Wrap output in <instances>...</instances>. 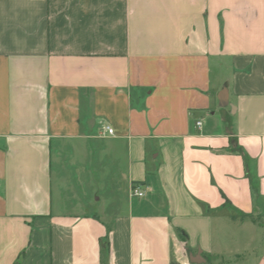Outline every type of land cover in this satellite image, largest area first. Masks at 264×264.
I'll use <instances>...</instances> for the list:
<instances>
[{"label": "crops", "instance_id": "1", "mask_svg": "<svg viewBox=\"0 0 264 264\" xmlns=\"http://www.w3.org/2000/svg\"><path fill=\"white\" fill-rule=\"evenodd\" d=\"M0 264H264V0H0Z\"/></svg>", "mask_w": 264, "mask_h": 264}, {"label": "built area", "instance_id": "2", "mask_svg": "<svg viewBox=\"0 0 264 264\" xmlns=\"http://www.w3.org/2000/svg\"><path fill=\"white\" fill-rule=\"evenodd\" d=\"M200 125V121H196V126ZM101 131L103 134H112L113 133V129L109 126V125H103L101 128ZM131 194L133 195H137V196H142L144 194L143 191L139 190L138 187H133L131 188Z\"/></svg>", "mask_w": 264, "mask_h": 264}, {"label": "trees", "instance_id": "3", "mask_svg": "<svg viewBox=\"0 0 264 264\" xmlns=\"http://www.w3.org/2000/svg\"><path fill=\"white\" fill-rule=\"evenodd\" d=\"M236 217H239L240 220H246V219L252 220L253 219L252 216L248 214H242L240 216H233V218H236Z\"/></svg>", "mask_w": 264, "mask_h": 264}, {"label": "water", "instance_id": "4", "mask_svg": "<svg viewBox=\"0 0 264 264\" xmlns=\"http://www.w3.org/2000/svg\"><path fill=\"white\" fill-rule=\"evenodd\" d=\"M220 100H221V102H222V105H223V101H224V96H220Z\"/></svg>", "mask_w": 264, "mask_h": 264}, {"label": "rangeland", "instance_id": "5", "mask_svg": "<svg viewBox=\"0 0 264 264\" xmlns=\"http://www.w3.org/2000/svg\"><path fill=\"white\" fill-rule=\"evenodd\" d=\"M75 169H77L76 167H74L72 170L74 171ZM76 175V174H75Z\"/></svg>", "mask_w": 264, "mask_h": 264}]
</instances>
